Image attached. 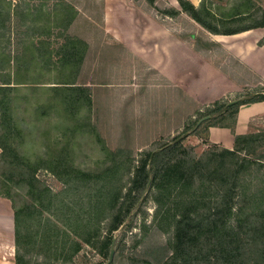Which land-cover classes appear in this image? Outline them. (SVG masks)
I'll return each instance as SVG.
<instances>
[{
	"label": "rangeland",
	"instance_id": "obj_1",
	"mask_svg": "<svg viewBox=\"0 0 264 264\" xmlns=\"http://www.w3.org/2000/svg\"><path fill=\"white\" fill-rule=\"evenodd\" d=\"M2 3L0 53L6 54L9 61L6 67L10 71L15 73L17 69L16 79L20 82L12 93L11 105L14 120L23 134L22 142L16 144L19 153L31 161L61 155L74 168L95 174L108 169L111 163L107 158H113L121 169L122 177L118 172L113 187H121L125 203L122 207H128L135 199L128 217L109 236L111 242L107 248L101 249L103 237L108 235V222L102 221L100 239L94 248L82 243L80 251L69 260L64 255L54 257L46 244L40 246L38 240L27 238L19 247L25 253L21 254L23 261L107 264L114 239L110 264H150L152 259L144 248L152 243L165 245L172 230L157 223L158 207L153 200L154 190L149 189L150 181L141 192L133 188L137 170L150 169L151 156L171 146L174 139H181V144L168 160L205 161L209 152L221 153L224 148L210 143L206 128L199 127L208 119L203 118L208 107L214 103L232 104L239 95L264 87L249 86L238 96L227 95L204 103L180 90L184 75L180 67L171 66L163 74L153 68L148 60L151 40L143 44L138 41L142 30L151 35L152 22L157 24L154 27L169 34L170 43L203 52L226 74L239 78L230 57L218 50L220 46L205 29L184 13L174 17L163 14L170 8L178 9L177 3L174 6L164 0H155L153 4L147 0H4ZM260 3L264 5V0ZM4 5L10 6L9 13ZM194 62L199 63L198 58ZM168 73L175 76L171 77L173 81L166 77ZM192 73L198 75L194 64ZM39 106L42 108L37 110ZM233 117L228 115L214 121L216 125L230 126ZM263 129V119L252 121L251 132ZM3 171L4 167L0 166V174ZM36 179L39 187L52 193L64 188L62 181L45 167L39 168ZM11 193L13 203L8 200L11 209L13 205L21 209L30 204L26 185H12ZM190 193L176 190L170 201L183 205ZM79 196L76 193L74 198ZM76 205L77 215L87 213L81 203ZM41 219L40 226L53 228L52 224L48 225V220L53 221L51 214L44 211ZM34 226H29L30 231H36ZM55 227L60 246L66 242L62 239L65 229L62 224L55 223ZM16 247L11 230L1 236L0 264H15Z\"/></svg>",
	"mask_w": 264,
	"mask_h": 264
},
{
	"label": "trees",
	"instance_id": "obj_2",
	"mask_svg": "<svg viewBox=\"0 0 264 264\" xmlns=\"http://www.w3.org/2000/svg\"><path fill=\"white\" fill-rule=\"evenodd\" d=\"M147 1L153 4L155 0ZM176 1L178 9L170 8L164 15L174 17L184 13L214 35H233L264 27V12L250 25L233 27L238 21H249L255 14L247 5L222 8L223 0H202L199 7H195L188 0ZM4 6L9 13L10 6ZM7 62L6 54L0 53V166L4 167L0 174V197L13 203L12 185L24 184L30 198V204L24 208L12 206L17 246L15 264H28L23 261L21 254L25 253L19 248L27 238L38 240L40 246L46 244L54 257L64 255V259L70 260L80 251L82 243L95 247L102 221L108 222V235L103 237L101 249L107 248L111 242L109 236L128 217L135 203L133 199L128 207H122L125 203L121 187H113L121 171L120 165L113 158H107L111 163L108 169L95 174L74 168L61 155L31 161L20 154L16 144L22 142L23 134L11 107L12 93L20 82L16 79L17 69L15 73L10 71ZM33 84L38 86L39 83ZM244 94L245 97L239 95L232 104L222 102L208 107L203 117L208 119L199 127L206 130L214 126L230 128L216 125L215 121L235 115L241 106L264 101V88ZM180 144L181 139H174L171 146L154 153L150 169L137 170L132 181L133 188H139L140 192L150 181L149 189L154 190L153 200L158 207L157 223L159 227L167 226L172 230L165 245L152 243L144 248L147 257L152 259L150 264H264V129L234 135L231 150L223 149L219 154L209 152L205 161L168 160ZM41 167L62 181L61 191L52 193L39 187L36 174ZM90 184L95 186L88 187ZM176 190L191 192L183 205L170 201ZM76 193L80 194L78 198H74ZM77 202L86 209V214H76ZM44 211L53 218V221L48 220V225L53 226L51 229L40 226ZM55 223L65 229L62 239L66 242H61L60 246ZM29 226L36 227V231H30ZM75 238L79 241L73 240Z\"/></svg>",
	"mask_w": 264,
	"mask_h": 264
},
{
	"label": "crops",
	"instance_id": "obj_3",
	"mask_svg": "<svg viewBox=\"0 0 264 264\" xmlns=\"http://www.w3.org/2000/svg\"><path fill=\"white\" fill-rule=\"evenodd\" d=\"M164 1H167L171 6H174L173 3H177L176 0ZM188 1L195 7H199L202 0ZM261 1L223 0L220 6L229 8L231 6L247 5L251 8V12L255 11L249 21H238L239 26L237 28L239 29L242 25H250L253 19H260L262 12H264V5L260 3ZM154 26H157V24L152 22L151 29L154 30L151 35L142 30L141 27L142 32L138 36V41L143 44L151 40L152 48L148 60L149 64L156 68L158 72L162 74L169 72L168 69L171 66H178L182 69L184 72L183 83L178 85L187 97H196L201 102L208 103L220 98H227V95L238 96L241 92L247 90L246 88H251L249 86L264 87V27L249 29L233 35H214L208 32L213 42L220 46L218 50L230 57L232 68L235 67L237 74H239V78H236L235 76H229L215 66L209 56L207 58L203 56V52H193L188 47L175 46V43H170L169 34ZM197 58L199 63H193ZM193 64L197 68L198 75L192 73ZM165 75L172 81L174 80L171 78L173 75L169 73ZM234 117L232 124L228 125L230 128L219 126L208 128L206 130L207 140L214 145L231 150L234 145V135L248 134L251 132L252 121L256 119L264 120V101L241 106ZM9 230L14 233L13 212L8 200L0 198V238Z\"/></svg>",
	"mask_w": 264,
	"mask_h": 264
},
{
	"label": "water",
	"instance_id": "obj_4",
	"mask_svg": "<svg viewBox=\"0 0 264 264\" xmlns=\"http://www.w3.org/2000/svg\"><path fill=\"white\" fill-rule=\"evenodd\" d=\"M203 121V120H202ZM202 121H200L199 123H198V125L202 122ZM197 125V126H198ZM196 126V127H197ZM113 244H114V239L112 240V245H111V249H110V254H109V259H108V262H107V264H110L111 263V261H112V254H113Z\"/></svg>",
	"mask_w": 264,
	"mask_h": 264
}]
</instances>
